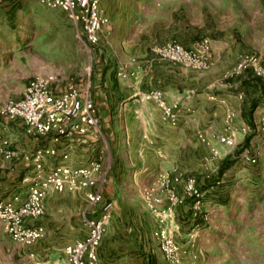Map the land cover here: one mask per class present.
<instances>
[{"label":"crops","instance_id":"obj_1","mask_svg":"<svg viewBox=\"0 0 264 264\" xmlns=\"http://www.w3.org/2000/svg\"><path fill=\"white\" fill-rule=\"evenodd\" d=\"M34 2L0 0V45L8 49L17 45L21 37L12 32L7 20ZM101 9L109 22L90 81L100 113L96 131L87 136L73 133L56 143L30 132L20 119L0 116V130L19 152L0 168V199L21 203L27 198L36 169L35 160L27 156L39 148L58 150L56 155L43 157V168L48 171L59 164L85 165L97 156L103 162L97 176L103 202L92 204L89 189L51 190L45 213L35 220L45 226L46 236L33 245L14 240L23 247L21 261L32 264V252L62 258L69 243L86 236L84 215L97 214L99 207L112 202L100 264H172L160 247L161 230L181 244L185 261L255 264L252 253L262 227L256 215H250V207L264 197L250 188L252 177L241 165L245 160L236 146L223 144L219 137L231 133L238 142L251 137V125L264 115V77L246 69L230 73L239 54L216 39L215 64L209 69L161 59L153 46L167 43L176 34L168 33V26L153 24L152 10L143 0H102ZM84 43L92 53L85 38ZM186 44L191 45L190 41ZM121 67L127 76L118 75ZM30 79L21 95L12 98L23 96ZM153 90H161L170 103L180 102L178 125L164 117L155 100L145 97ZM200 131L207 142L199 137ZM257 131L252 132V141L264 144V131ZM225 161L230 162L223 165ZM180 174L197 176L206 191L200 213L194 212L186 198L183 181H163L165 176L174 179ZM174 192L183 201L171 200Z\"/></svg>","mask_w":264,"mask_h":264},{"label":"built area","instance_id":"obj_2","mask_svg":"<svg viewBox=\"0 0 264 264\" xmlns=\"http://www.w3.org/2000/svg\"><path fill=\"white\" fill-rule=\"evenodd\" d=\"M51 8L65 11L83 29L86 42L97 47L104 38V29L109 22L101 9L102 0H40ZM152 50L161 58L184 66L205 70L215 63L213 41L210 37H203L194 46H187L173 40L165 44H155ZM255 69L264 61V55L252 58ZM242 61L238 71L244 66ZM118 75L127 76L124 67ZM258 75L264 77L258 72ZM147 99H153L162 108L164 117L173 125L180 122V102H168L161 90H153L145 94ZM0 116L8 119H20L30 132L38 136L51 138L58 143L73 133L91 135L100 123L99 109L92 96L91 85H81L76 80L65 83L54 75L34 76L27 84L23 96L19 99L10 98L0 106ZM256 127L264 131V115L256 122ZM247 131V128H245ZM203 141H208L203 131L198 133ZM220 142L228 146H235L237 140L234 134H224L219 137ZM56 147L39 148L27 158L32 157L36 162V169L32 176L27 198L17 203L15 200L0 199V221L6 232L13 240L23 245H33L46 236V228L35 220L46 211L45 200L51 190H83L89 189L87 196L92 204L103 202V194L98 188L97 176L103 169L102 156L93 158L85 165L59 164L48 171L43 168L44 155H56ZM242 155L252 162L257 156L242 152ZM19 156V152L12 146L11 139L0 130V168L5 160ZM164 182H184L186 198L191 200L195 209L201 207L205 193L200 188L196 177L182 174L174 179L165 176ZM171 200L183 201L175 192ZM193 202V203H192ZM112 202H106L98 208V213L84 215L88 232L85 237L69 243L65 247L62 258L51 259L37 252L31 253L32 264H100V250L107 229L109 211ZM161 250L166 259L172 264H196L185 261L184 250L179 242L166 230L159 233Z\"/></svg>","mask_w":264,"mask_h":264},{"label":"rangeland","instance_id":"obj_3","mask_svg":"<svg viewBox=\"0 0 264 264\" xmlns=\"http://www.w3.org/2000/svg\"><path fill=\"white\" fill-rule=\"evenodd\" d=\"M35 1L30 9L23 8L7 20L12 32L21 38L13 49L0 45V106L8 99L20 96L28 80L37 75H54L62 82L76 80L82 85H91L90 81L94 79L100 58L99 48L102 46H91V53L84 43L85 36L80 25L63 10L46 8ZM143 2L147 9L150 7L148 10H152L155 26H168L170 30L168 33L176 34V37L168 40L169 42L177 40L186 44L190 41L191 45L188 46H194L203 37H210L213 42L214 39L221 40L239 54L237 64L229 70L230 73L235 72L238 65L245 61L246 67H242L243 70H253L256 75L258 72L263 74L264 61L258 64L257 71L252 58L264 55V0H143ZM236 75L237 73L233 74ZM250 128L252 131L248 132L251 137L241 142L237 141L235 146L239 157L245 160L240 162L241 165L247 168L246 174L252 177L250 182L253 186L250 188L255 187L254 192L262 198L264 156L261 151L264 144H261L262 141H252V134L258 133L256 123ZM242 152L256 155L257 161L248 160L241 154ZM227 162L230 161H225L223 165ZM192 176L197 178L195 175ZM204 198L199 209H195L192 204L194 212L200 213ZM263 200L260 199L250 207V215H256L257 223L262 227L257 249L252 253V261L255 264H264ZM21 248L23 247L5 232L4 224L0 221V264H26L21 261L19 254L23 250Z\"/></svg>","mask_w":264,"mask_h":264}]
</instances>
